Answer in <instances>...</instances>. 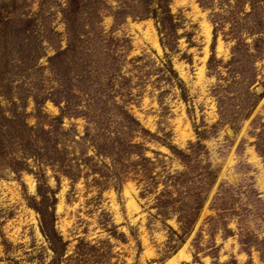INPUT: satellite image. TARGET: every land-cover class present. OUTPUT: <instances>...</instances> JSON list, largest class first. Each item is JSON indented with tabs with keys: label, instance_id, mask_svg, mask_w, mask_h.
Here are the masks:
<instances>
[{
	"label": "rangeland",
	"instance_id": "obj_1",
	"mask_svg": "<svg viewBox=\"0 0 264 264\" xmlns=\"http://www.w3.org/2000/svg\"><path fill=\"white\" fill-rule=\"evenodd\" d=\"M0 264H264V0H0Z\"/></svg>",
	"mask_w": 264,
	"mask_h": 264
}]
</instances>
